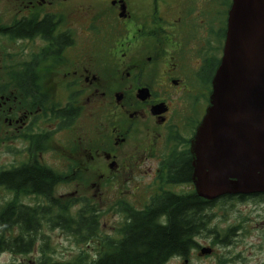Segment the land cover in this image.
<instances>
[{
	"label": "flooded vegetation",
	"instance_id": "obj_1",
	"mask_svg": "<svg viewBox=\"0 0 264 264\" xmlns=\"http://www.w3.org/2000/svg\"><path fill=\"white\" fill-rule=\"evenodd\" d=\"M201 2L212 7V0ZM231 5L232 0L228 11ZM76 7L96 13L84 35L110 38L104 62L92 68L95 73L90 72L89 48L77 39ZM168 11L162 0H0V144L21 142L22 166H48L55 191L81 183L92 171L99 181L91 182L93 187L105 185L117 192L128 186L133 200L112 199L116 213L127 204L143 210L163 206L171 193H196L192 142L210 105L226 32L203 97L200 75L208 61L197 49L200 59L193 69L176 67L172 61L181 60L197 39L181 37ZM97 99L105 100L104 108L95 110L98 121L93 127L90 122L88 128L80 125L81 118L90 119L91 100ZM180 172L189 177L172 184L171 174ZM258 198L264 201V193L206 201L215 206ZM69 199H76V206H96L85 195ZM211 220V234L206 235L230 247L237 229H219ZM105 235L122 240L118 234Z\"/></svg>",
	"mask_w": 264,
	"mask_h": 264
},
{
	"label": "rangeland",
	"instance_id": "obj_2",
	"mask_svg": "<svg viewBox=\"0 0 264 264\" xmlns=\"http://www.w3.org/2000/svg\"><path fill=\"white\" fill-rule=\"evenodd\" d=\"M168 5L170 11L166 14L169 21L173 24L177 22L176 27L180 28L181 37L196 38L197 42L188 44L181 60H173L176 67L181 64L184 69H193L198 63V53L204 54L208 61V66L204 67V72L200 75L202 81L203 97L207 96V86L211 79L212 71L219 61L221 56V48L223 46L224 28L228 18V8L231 0H212V7H205L201 0H162ZM76 6V5H75ZM98 11H104L100 9ZM164 12V11H162ZM96 15L95 11L75 8L74 21L77 33V39L82 45L89 48L90 66L98 69L97 65L104 62L107 54V49L110 48V38L102 37V35L86 34L82 30L88 28L90 18ZM92 33V32H91ZM214 40L212 44L210 41ZM84 41V42H83ZM209 42V43H208ZM220 48V49H219ZM203 56V57H204ZM179 61V62H178ZM159 65V64H158ZM157 65V66H158ZM156 67V65H153ZM108 67L105 68V71ZM112 71V68L107 71ZM95 73V72H92ZM101 76V75H100ZM200 84H198L199 86ZM105 100L97 99L96 102L91 100L89 118H81L80 125L88 128L89 123L92 127L95 125V119L98 121V108H104ZM205 104H202V110ZM94 114V115H93ZM100 116V115H99ZM137 122H142L140 119ZM86 128V129H87ZM91 133V136H94ZM140 136V134H138ZM137 136V135H136ZM131 140L135 137V133L130 134ZM130 151V149H127ZM22 161V144L21 142H12L11 144H0V166L10 167L19 164ZM49 162V160H46ZM97 161V160H96ZM96 161H93L94 164ZM95 172V171H94ZM92 171L91 176H86L84 181L76 182L72 186L60 187L56 190L55 197H60L62 200L69 199L75 195L87 196L96 208L99 209L100 215V230L102 234L107 233L109 236L116 234L115 230L119 227L121 215L115 212L112 199L120 197L132 199L131 191L128 186L122 188L121 191L114 192L106 186L93 187V181L99 184L97 176ZM96 173V172H95ZM85 177V175H84ZM150 177L146 178L148 181ZM86 182V183H85ZM186 189V187H185ZM13 197V193L0 188V206L8 199ZM24 198V199H23ZM33 198V199H32ZM35 199V200H34ZM21 201L25 204L34 205L38 199L31 196H21ZM78 209L79 206L74 207ZM209 214L215 219L213 225H217L219 229H226L229 225L236 228V234L230 237L232 245L230 247L216 244L219 239L215 236H202L197 239L200 247L210 248V254H201L199 249L195 248L189 255L187 264H264V201L260 199H251L242 202L231 201L225 203H217L209 210ZM239 226V227H238ZM238 227V228H237ZM41 234L38 236L37 244L34 250L25 255L11 254L4 252L0 255V263L8 264L10 262L37 260L40 256L41 248H44L48 255L55 260H70L75 257L81 250L86 251L90 256L95 255V250L100 246L99 240H90L88 242H79L77 237L70 233H66L61 229H51L49 226H44L41 229ZM221 236V235H220ZM44 246V247H41ZM238 256V257H236ZM236 257V258H235ZM224 259H229L228 262H223ZM231 260V261H230ZM183 258H172L167 264H186Z\"/></svg>",
	"mask_w": 264,
	"mask_h": 264
},
{
	"label": "trees",
	"instance_id": "obj_3",
	"mask_svg": "<svg viewBox=\"0 0 264 264\" xmlns=\"http://www.w3.org/2000/svg\"><path fill=\"white\" fill-rule=\"evenodd\" d=\"M188 177V173L171 174V183ZM53 182L52 171L46 165L32 162L22 166L21 162L6 168L0 166V188L13 193L0 206V255L31 253L44 226L64 230L79 242L99 240L100 246L93 256L81 250L65 261L53 259L41 248L40 256L32 263L8 264H167L175 257L188 260L190 253L200 248V234H211L208 228L213 216L209 210L213 204L193 192L185 196L171 193L163 206L136 210L127 204L118 208V213L126 217L115 230L122 240L108 237L100 230L99 209L92 204L75 209L76 199L63 201L55 197ZM21 196L38 201L25 204Z\"/></svg>",
	"mask_w": 264,
	"mask_h": 264
},
{
	"label": "water",
	"instance_id": "obj_4",
	"mask_svg": "<svg viewBox=\"0 0 264 264\" xmlns=\"http://www.w3.org/2000/svg\"><path fill=\"white\" fill-rule=\"evenodd\" d=\"M140 94L144 98L146 90ZM192 153V180L203 199L264 193V0H232L210 105Z\"/></svg>",
	"mask_w": 264,
	"mask_h": 264
},
{
	"label": "bare ground",
	"instance_id": "obj_5",
	"mask_svg": "<svg viewBox=\"0 0 264 264\" xmlns=\"http://www.w3.org/2000/svg\"><path fill=\"white\" fill-rule=\"evenodd\" d=\"M224 30H225V28H224ZM225 32H226V30H225ZM220 49V48H219ZM56 195V194H55ZM84 198V197H83ZM24 199V198H23ZM33 199V198H32ZM35 200V199H34ZM26 201H24V203H25Z\"/></svg>",
	"mask_w": 264,
	"mask_h": 264
}]
</instances>
